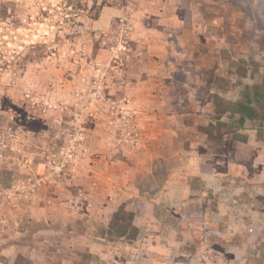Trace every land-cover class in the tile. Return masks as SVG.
<instances>
[{
	"label": "rangeland",
	"instance_id": "rangeland-1",
	"mask_svg": "<svg viewBox=\"0 0 264 264\" xmlns=\"http://www.w3.org/2000/svg\"><path fill=\"white\" fill-rule=\"evenodd\" d=\"M263 80L264 0H0V264H264V157L247 170L235 149L243 166L206 189L186 175L194 117L174 113L154 172L135 108L195 97L197 132L264 142L260 105L213 111Z\"/></svg>",
	"mask_w": 264,
	"mask_h": 264
},
{
	"label": "crops",
	"instance_id": "crops-1",
	"mask_svg": "<svg viewBox=\"0 0 264 264\" xmlns=\"http://www.w3.org/2000/svg\"><path fill=\"white\" fill-rule=\"evenodd\" d=\"M150 89L152 90V88ZM160 91H161L160 88L155 89L153 90V93L155 94L153 93H151L150 95L145 94V96L143 97L140 96L135 100L136 101L135 108L137 109L141 117L146 116L151 119L154 118V122L150 124V126H148V128L149 127H152V128H151V131L148 132L147 140H144V142L141 145V149L144 147L148 149L156 148V150L159 151L158 153L157 152L155 153V156H157L159 160L155 161L154 159L153 162L151 163L152 167L157 165L156 163H161L165 165V166L163 165L164 167H168L170 162L172 161V158H173L172 148L177 146L176 142H178L179 139H174L175 137L172 135L173 134L172 127H170L169 123L167 127H165V129L160 130V131H156V127H161L160 122L157 121L159 118L166 117L168 118V121L172 122L173 120L172 115H174V113L176 115L179 114L181 116L188 115V116L194 117L193 120L195 122L194 123L195 129L190 130L189 136L192 138V140H186L187 146L190 151L189 153L184 154V157H185L184 162L186 161L187 158H189L188 161L189 163L192 164V167L190 166L188 169L186 168L187 169L186 175H190L192 176V178L199 179L202 185L204 186V188L207 189V187H213L214 189H216L217 186L220 187L221 185L224 184V182L230 181L232 179L230 171L234 168V166H236L237 163L243 166L244 162L237 161V160H241L242 159L241 157H243L244 155L240 153L239 155L236 156L234 150L237 148H239V151L247 153V156L245 157L247 158L245 159L246 166L247 165L249 166L250 164L253 167L254 165H256V163H261L259 159L264 157L263 156L264 154L263 143L264 142L262 140L257 141L254 131H250L248 132V134H246L245 142L244 141L239 142L237 141V139L228 138L229 140L228 142H230L231 144H230V147H228L229 149L226 150L223 147V143H225L224 139H217L216 137H213L212 135L208 136L206 135V133H202L201 131L197 132V130H199V127H202L205 125L206 120L204 118L208 116L204 112V109L202 107L198 106V108H196L197 101L193 102V100L197 98L194 97L193 100H191L190 102L192 105V110L184 111L185 106L183 105L180 106V104L175 105L174 99L170 98V100H168L164 96H160L161 95ZM150 96L154 97L155 100L154 101L148 100ZM149 101L153 103L151 105V108H148V109L143 108L142 107L143 103H146ZM155 101L160 102L158 106H155L156 105ZM132 103H133V100H132ZM163 104L165 105V107L162 106ZM162 109H165L164 113L162 112ZM206 111H209V110H206ZM200 112H202V115H200L201 114ZM145 113H147V115H145ZM144 128L146 129V125L144 126ZM184 128L186 129V127ZM163 131L165 133H162ZM222 134H225V133L223 131H220V135ZM144 138L146 139V135ZM260 147H261V150H260ZM211 149L212 151L214 150H219V151L216 152V154H211L210 152H208ZM208 161H211L209 168L203 169V167L208 164L207 163ZM248 166H247V170H249ZM152 171L158 172V168L155 166L153 167ZM225 175H226V178H225ZM202 192L203 191H200L198 193L201 194Z\"/></svg>",
	"mask_w": 264,
	"mask_h": 264
},
{
	"label": "trees",
	"instance_id": "trees-1",
	"mask_svg": "<svg viewBox=\"0 0 264 264\" xmlns=\"http://www.w3.org/2000/svg\"><path fill=\"white\" fill-rule=\"evenodd\" d=\"M257 87L251 89L246 88L243 98L238 101H224L220 96L215 94L213 97V111L217 119H220L224 115H228L229 118L237 116L238 123H242L245 119L253 120L256 118L253 104L262 107V117L264 118V80L262 84ZM250 91L251 96H249Z\"/></svg>",
	"mask_w": 264,
	"mask_h": 264
}]
</instances>
